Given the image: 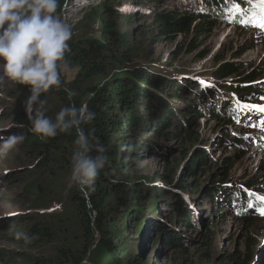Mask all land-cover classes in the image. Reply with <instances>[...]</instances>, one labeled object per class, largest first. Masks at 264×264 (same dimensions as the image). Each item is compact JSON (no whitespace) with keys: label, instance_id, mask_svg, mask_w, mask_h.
Segmentation results:
<instances>
[{"label":"rangeland","instance_id":"1","mask_svg":"<svg viewBox=\"0 0 264 264\" xmlns=\"http://www.w3.org/2000/svg\"><path fill=\"white\" fill-rule=\"evenodd\" d=\"M102 1L65 4L62 19L71 26L72 40L98 29L84 18ZM119 1L122 7L118 11L123 19L106 17L107 24L115 23V32L126 34L135 45L136 67L147 69L166 82L161 84L159 94L170 106L174 103L169 97L178 92L171 86L174 83L186 88V91L182 89L184 97L175 99L184 100L185 105L198 102L204 95L205 107H218L228 96H236L231 88L238 84L239 77L220 80L213 74L225 62L237 64L241 76L256 74L255 83L264 88V32L244 24L242 17L233 12L242 2L253 5L254 8L249 7L253 10L264 5V0ZM177 12L179 15L212 13L215 25L212 34L195 38L194 47L190 45L191 36L174 42L152 37L156 31L155 18ZM76 73L71 68L61 72V83H70ZM24 86L11 81L0 85V139L12 134L23 137L15 150L0 158V254L5 255L0 264H33L35 260L40 261L38 264H66L57 253L61 244L67 241L76 249L83 242L79 215L69 200L73 184L69 181L66 158L71 151H58L48 172L37 169V160L44 153L38 156L27 146L26 128L18 123L20 114H28L27 98L19 100L18 91ZM57 89L54 86L40 98L47 99L46 115L53 119L64 107L56 95ZM3 93L10 94L14 100ZM215 97L216 102L212 103ZM174 106L177 110L170 108L171 129L166 136L155 132L159 122L154 114L141 110L140 116L147 124L136 123L137 127L120 143L121 157L112 160L117 169L115 179L125 180L122 173H128L141 196V200L133 202L135 213L128 221L119 217V213L112 216L116 223L128 224L122 237L123 248L130 257L143 259L144 264H228L226 258L234 254L249 264H264V217L250 215L255 211L244 213L241 207L235 209L237 214L233 209L236 216H232L231 209L222 208L239 197L237 189H244L247 184L253 187L252 192L264 197V147L257 143L260 137L255 130L240 124L244 115L238 110L234 117L227 111L220 112V122L209 118L208 113L194 125L185 121L188 114L183 104ZM199 150L205 153L206 160L204 164H195L194 175L187 168ZM222 182L233 185L222 191L217 201L199 196ZM243 195L241 199L246 200L251 194ZM36 203L44 206L47 218H41L40 212L33 210ZM111 205L114 208L116 203ZM186 218L192 219V226L186 224ZM38 223L51 227L56 238L53 242L37 239L25 246L23 240L16 239L17 232L30 235L33 225ZM206 227L210 232L206 233ZM138 229L140 233L136 232Z\"/></svg>","mask_w":264,"mask_h":264},{"label":"trees","instance_id":"2","mask_svg":"<svg viewBox=\"0 0 264 264\" xmlns=\"http://www.w3.org/2000/svg\"><path fill=\"white\" fill-rule=\"evenodd\" d=\"M69 1L90 3L94 0H58L57 13L61 18L64 13L63 8ZM121 7L122 4L119 0H103L97 8L91 9L86 14L84 20L97 25L98 29H95L92 34H85L83 37L69 41L70 51L66 54V58L69 68L77 70L76 77L68 84L60 83L56 91V95L64 107L75 105L79 108L83 106L86 111L90 110L96 113V119L92 124L84 125V128L86 132L91 131L100 139L107 148L109 157L93 191H81L74 185L70 189L69 200L72 201L78 212L83 242L77 245L76 249L72 247L73 244L68 245L67 241L61 244L57 253L65 260L66 264H144L143 259L130 257L129 251L123 248L122 237L127 231L128 224L120 225L119 221L116 223V219L112 218L113 214L119 213V217L128 221L135 213L133 202L141 200L139 190L133 183V179L131 181L128 178L130 176L128 173H122L125 180L117 181L115 179V170L117 169L112 161L113 158L121 157L122 146L120 143L125 141L132 128L137 127L136 123H139L140 126L147 124V121L140 116L141 110L154 114L159 122L155 132L163 136H166L167 131L171 129L169 126L170 108L177 110L174 105L178 103L184 105L185 114H188L185 121H191L190 123L194 125L199 118H203L208 113L216 121L222 120L218 107H205L207 102L204 95H201L199 103L191 101L188 105L184 104V100H175L184 97L182 89L186 91L185 87H180L176 83L171 86L178 92L175 93V96L169 97L174 105L170 106L160 96L161 84H166V82L150 74L147 69L136 67L134 55L137 50L135 45L128 41L126 34L119 35L115 32L117 30L115 23L111 26L107 24L109 21L106 17L111 20L123 19L118 11ZM211 18L212 13L209 15L195 13L179 15L177 12L157 16L154 21L156 31L152 37L158 41L174 42L177 38L191 36L193 41L190 45L194 47L195 38L209 37L212 34L215 25ZM111 23L113 22L111 21ZM133 67L135 68L133 69ZM240 70L237 64L225 62L213 74L216 79L220 80L234 76L239 77L237 78L238 84L232 87L231 91L235 92L234 94L237 96L244 97L242 100L253 101L262 96L264 88L255 83L256 74L241 76L239 75ZM110 72L112 75H109ZM69 90L76 92L71 100L68 98ZM18 92L21 94L20 101L28 99L30 95L28 86H24V89ZM3 95L14 100L8 93H3ZM210 99L208 97L209 101ZM18 120L19 125L26 128L27 146L33 148L38 156L44 153L37 160V169L40 172L49 171L50 165H54L52 159L58 151L70 150L72 154L75 140L74 131L58 134L56 137L48 139L47 142H42L30 131L28 114H20ZM71 154L66 158L69 169H71ZM111 154L113 155L111 156ZM205 160V153L199 150L191 158L187 168L188 172L195 175L197 170L195 164L197 162L204 164ZM220 184H224V182ZM198 188V186L195 187V189ZM243 188L237 189L236 192L241 195L253 187L247 184ZM215 190L216 187L213 186L201 196L212 202L217 201V197H220L222 192L210 195ZM38 191H40V187H38ZM32 193L37 194L35 191ZM112 202L116 203L114 208L111 205ZM42 207L44 206L36 203L33 210L36 213L40 212L41 218H47L45 209ZM185 220L188 226H192L191 218ZM15 226L19 228L17 225ZM192 228L194 229V227ZM51 232L52 229L49 225L38 223L33 225L30 236L36 237L34 241L47 239L53 242L56 238ZM136 232L140 233V229ZM207 232H210L208 227H206ZM159 237L161 238L162 234ZM4 259L5 255L0 254V263ZM226 261L228 264H249V261H243L235 254L228 256ZM39 262L35 260L33 264Z\"/></svg>","mask_w":264,"mask_h":264},{"label":"clouds","instance_id":"3","mask_svg":"<svg viewBox=\"0 0 264 264\" xmlns=\"http://www.w3.org/2000/svg\"><path fill=\"white\" fill-rule=\"evenodd\" d=\"M58 0H0V85L11 81L29 87L26 101L30 131L42 142L61 133L75 132L69 181L81 191H93L108 163L107 148L84 125L96 113L83 106H66L55 118L46 115L47 99H40L61 83V72L69 70L72 29L57 13ZM76 92L69 90L71 100ZM23 137L17 134L0 139V158L15 150ZM17 240L28 246L36 239L24 232Z\"/></svg>","mask_w":264,"mask_h":264},{"label":"water","instance_id":"4","mask_svg":"<svg viewBox=\"0 0 264 264\" xmlns=\"http://www.w3.org/2000/svg\"><path fill=\"white\" fill-rule=\"evenodd\" d=\"M230 185H233V184L232 183L228 184L227 182H224V184L216 185L215 186L216 187L215 192H213L210 195L218 194V193L224 191L226 188H229ZM201 195H202V193L199 196H201Z\"/></svg>","mask_w":264,"mask_h":264},{"label":"snow or ice","instance_id":"5","mask_svg":"<svg viewBox=\"0 0 264 264\" xmlns=\"http://www.w3.org/2000/svg\"><path fill=\"white\" fill-rule=\"evenodd\" d=\"M255 26H258V27H260L262 30H264V23H262V24H260V25H255ZM255 110L264 113V107H258V108H256ZM259 199H260L261 201H264V197H260ZM259 211L261 212V214H264V206L260 207V208H259Z\"/></svg>","mask_w":264,"mask_h":264},{"label":"bare ground","instance_id":"6","mask_svg":"<svg viewBox=\"0 0 264 264\" xmlns=\"http://www.w3.org/2000/svg\"><path fill=\"white\" fill-rule=\"evenodd\" d=\"M196 14H198V13H196ZM227 114V113H226ZM261 206H263V205H261ZM229 227H227V229H228Z\"/></svg>","mask_w":264,"mask_h":264}]
</instances>
